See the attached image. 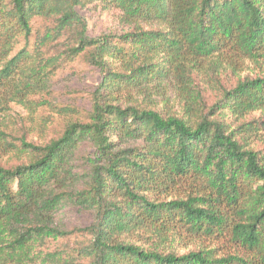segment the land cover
<instances>
[{"label": "trees", "instance_id": "16d2710c", "mask_svg": "<svg viewBox=\"0 0 264 264\" xmlns=\"http://www.w3.org/2000/svg\"><path fill=\"white\" fill-rule=\"evenodd\" d=\"M11 105L65 121L34 143ZM0 264H264V0H0Z\"/></svg>", "mask_w": 264, "mask_h": 264}, {"label": "rangeland", "instance_id": "374dc122", "mask_svg": "<svg viewBox=\"0 0 264 264\" xmlns=\"http://www.w3.org/2000/svg\"><path fill=\"white\" fill-rule=\"evenodd\" d=\"M79 13L85 18L87 33L90 36H96L109 29H121L119 26H113L107 18L99 15L91 7L79 9ZM99 79L98 70L88 65L83 59L78 58L72 62H65L55 72L54 80L57 88L55 94L60 101L74 106L70 114L77 118H84L89 107V92L99 82ZM257 114L255 113L256 116ZM10 116L12 117L8 121V129L18 134H24L28 141L34 143H40L55 136L65 121L64 113H58L46 107L29 113L20 105H11ZM74 239L86 240L80 235ZM209 240V242L187 243L186 246L178 245V249L185 252L199 246L200 243L217 248L218 253H222L228 248L224 247L222 241Z\"/></svg>", "mask_w": 264, "mask_h": 264}]
</instances>
